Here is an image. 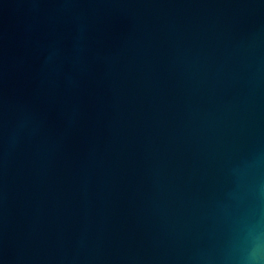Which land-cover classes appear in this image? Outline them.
Returning <instances> with one entry per match:
<instances>
[{
  "label": "water",
  "instance_id": "obj_1",
  "mask_svg": "<svg viewBox=\"0 0 264 264\" xmlns=\"http://www.w3.org/2000/svg\"><path fill=\"white\" fill-rule=\"evenodd\" d=\"M0 264H264V0H0Z\"/></svg>",
  "mask_w": 264,
  "mask_h": 264
}]
</instances>
